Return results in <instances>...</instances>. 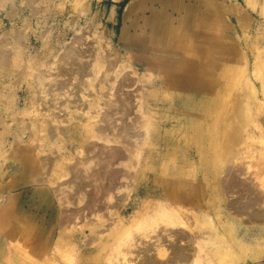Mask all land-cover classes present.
<instances>
[{"label":"bare ground","instance_id":"obj_1","mask_svg":"<svg viewBox=\"0 0 264 264\" xmlns=\"http://www.w3.org/2000/svg\"><path fill=\"white\" fill-rule=\"evenodd\" d=\"M36 2L23 1L32 14ZM9 29L17 30L12 21ZM25 32L0 36V264H264V189L240 159L215 143L204 175L185 184V168L204 160L197 125L194 150L173 171L156 166L168 159V138L158 143L157 123L140 119L154 113L143 95L123 92L133 80L114 72L119 58L76 39L38 69L27 63ZM131 190L154 202L126 217ZM213 215L218 221L203 231ZM154 237V247L145 244Z\"/></svg>","mask_w":264,"mask_h":264},{"label":"rangeland","instance_id":"obj_2","mask_svg":"<svg viewBox=\"0 0 264 264\" xmlns=\"http://www.w3.org/2000/svg\"><path fill=\"white\" fill-rule=\"evenodd\" d=\"M23 1L0 0V36L8 32L10 21L17 30L9 29L8 37L4 33L5 41L25 29L27 63L39 65L38 69L47 70L76 39L79 47L88 46L96 53L103 49L106 58H119L111 60L116 61L114 72L133 80L132 86L122 87L123 92L130 91L134 99L143 95L154 113L140 119L157 123L158 143L164 132L168 138V159H157L156 166L164 163L173 171L186 149L194 150L192 131L197 125L204 160L185 168V184L204 175L211 147L217 143L220 155L228 150L227 156L238 157L234 160L240 159L248 168L252 184L264 189V0H39L35 14ZM21 98L19 105L24 94ZM37 98L39 103L40 96L35 94L34 101ZM16 115L25 121L20 112ZM132 190L125 201L126 217L149 209L154 202ZM202 195L208 204L212 199L208 187L202 188ZM220 218L226 225L223 212ZM214 221L217 215L202 230L209 231ZM162 234L160 240L168 243V234ZM154 239L145 244L154 247ZM109 255L111 251L104 263H109Z\"/></svg>","mask_w":264,"mask_h":264},{"label":"crops","instance_id":"obj_3","mask_svg":"<svg viewBox=\"0 0 264 264\" xmlns=\"http://www.w3.org/2000/svg\"><path fill=\"white\" fill-rule=\"evenodd\" d=\"M129 0H127V2H128Z\"/></svg>","mask_w":264,"mask_h":264},{"label":"trees","instance_id":"obj_4","mask_svg":"<svg viewBox=\"0 0 264 264\" xmlns=\"http://www.w3.org/2000/svg\"><path fill=\"white\" fill-rule=\"evenodd\" d=\"M125 1H127V0H125Z\"/></svg>","mask_w":264,"mask_h":264}]
</instances>
